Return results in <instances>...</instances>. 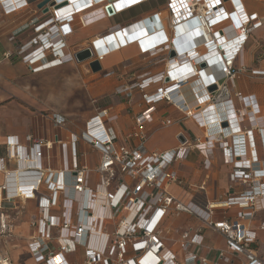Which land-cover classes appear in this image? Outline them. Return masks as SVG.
<instances>
[{"label": "built area", "instance_id": "2783aa9c", "mask_svg": "<svg viewBox=\"0 0 264 264\" xmlns=\"http://www.w3.org/2000/svg\"><path fill=\"white\" fill-rule=\"evenodd\" d=\"M40 1L13 0L4 8L8 12ZM149 1L51 0L53 6H47L48 11L43 13L50 17L33 27V37L18 53L23 55L27 51L23 62L31 74L76 63V52L64 42L71 34L72 20L82 21L81 14L96 7L101 9L104 18L112 19ZM71 5L75 10H68ZM260 27L262 21L256 14L247 13L241 0H165L163 10L126 25H116L95 37L89 48L99 64L109 54L137 44L141 56L162 57L164 67L116 91L130 99L132 90L138 89L148 105L134 118L135 128L128 135L136 140L133 148L117 143L111 125L118 115L111 104L96 108L79 134L65 127L66 117L51 113L40 117L42 128L51 129V138L29 135L27 147L20 145L15 137L7 138V158H17L20 163V169L11 172L9 177L16 173V177L30 185L1 186L0 210L4 200L11 202V209H16L17 198L37 199L38 220L33 223L37 233L29 244L35 261L69 264L65 256L82 248L83 264H179L176 254L164 245L161 226L167 215L187 213L199 216L207 227L220 233L225 249L218 250L211 259L203 254L200 229L183 231L178 241L182 264H231L234 257L239 256L244 258L243 264H264V255L256 254L257 234L246 224L256 213L264 211V163L262 169H254L258 160L250 148L253 130L264 135V117H259L254 96H242L232 90L236 76L246 71L240 57L250 36ZM135 28L141 29V33L120 36L121 32ZM10 40L15 43L13 38ZM170 52L174 53L173 57H169ZM204 72L208 74L202 78ZM113 74L109 71L105 76ZM250 75L264 78V69L250 70ZM177 80L178 83L198 81L201 84L206 92L205 102L212 104L203 113L224 107L227 117L233 116L232 123L238 131H241L239 120H248L250 129L233 135L232 147L230 137L224 133L213 140L206 136L201 140L195 136L188 139L180 132L178 137L184 141H179L177 147L146 152L144 127L152 122L155 103L166 102L189 118L187 103L182 102L177 93L187 98L184 91L189 86H183L182 91L175 83ZM152 83L163 87L155 93H146L144 88ZM211 86L215 87L212 92L208 91ZM176 99L181 102L174 105ZM192 101L193 97L188 103ZM257 118L263 127L255 126ZM216 146L224 152L225 162L231 166V187L241 189L238 196L216 206L239 207L242 212L237 222L213 223L210 216L214 207L208 205L205 211L200 210L191 198H186L182 181L174 169L175 164L186 159L191 148H197L208 168L207 157ZM92 153L97 154L96 165L92 164ZM3 165L0 159L1 169ZM10 228L7 217L0 213V238L8 235ZM259 229L264 230V222ZM52 241L55 247L49 245Z\"/></svg>", "mask_w": 264, "mask_h": 264}, {"label": "crops", "instance_id": "0c3cea01", "mask_svg": "<svg viewBox=\"0 0 264 264\" xmlns=\"http://www.w3.org/2000/svg\"><path fill=\"white\" fill-rule=\"evenodd\" d=\"M159 1L163 2L162 6L157 4ZM7 2L10 5L13 0H0V159H3L4 164L3 169L0 168V187L5 184H12L15 188L19 184L21 186L30 185L29 182L21 181L20 178L16 177V173L14 177H9L11 172L20 169V163L17 158H7L6 140L9 137H15L20 145L27 147L29 145L26 137L29 135H45L51 138V129L49 127H46L45 130L42 128V123L38 117L41 114L56 113L66 117L65 127L70 132L79 134L84 130L85 122L95 114L96 108L111 104L118 115L117 121L111 125L117 135V143L130 148L136 146V140L129 138L128 135L135 128L134 118L142 113L148 105L142 100L141 92L138 89L132 90L130 99L116 94V91L124 85L139 82L142 75H145L143 72L138 79L139 81H135L137 73H141L142 70L133 73L130 71L133 65L130 57L133 58V54L136 53L137 56L146 59L140 55L139 46L137 44L129 45L101 60L100 72H114L113 75L106 76L109 79L105 81L86 84V65H81L82 63H68L31 74L23 62V57L27 51L23 55H20L18 51L33 37V27L48 19L50 15L43 14V11L37 8L38 2H32L28 6L7 12L4 8ZM241 2L247 13L257 15L262 21V27L250 36L244 48L240 60L246 67V71L236 76L232 90L239 92L242 96H254L260 111L259 117H264V78L250 75V70L264 69V0H241ZM154 3L157 5L153 6ZM164 5L165 0H151L140 4L124 12L126 13L125 22H117L113 25L100 24L101 21L108 20L103 17L99 7L84 11L81 14L82 21L74 19L70 22L71 34L64 39V42L74 52L86 49V44L90 47L95 37L104 34L110 28L143 19L155 11L163 10ZM11 38L15 40V43H12ZM7 54H9L8 57ZM163 67L161 63L157 68L150 70L149 75L162 71ZM128 73H131L133 79L126 81L123 77ZM91 74L93 77L96 73L91 72ZM207 74V72L201 73V77L205 78ZM111 76L117 78L118 81ZM92 77L90 76L88 79ZM186 85L189 86V89L182 90L187 97L185 98L186 102L188 103L193 97V99H198L194 107L204 109L208 103L204 101V99L206 100V92L202 89L201 84L198 81H193L192 84L183 86ZM161 87L163 85L160 83H152L144 88V91L155 93ZM86 93L90 98V103L94 106L93 110L86 109V102L84 103ZM189 93L192 95L191 98ZM103 95H111L112 97L110 100L102 101L100 96ZM188 104L193 106L195 101ZM154 107L155 111L151 114L152 122L144 127L146 152H160L177 147L180 132L188 139H192L194 136L201 138V140L205 139V127L198 125L193 119L180 123L184 115L174 106L166 102H157ZM223 112V108H215L207 114L213 116L214 119L220 117ZM165 122H170V124L165 125ZM238 122L241 131H238L234 125L231 129L229 128L230 131H233L232 136L250 129L248 120H239ZM257 122L259 123L257 128L263 127L260 118H257ZM180 124L193 136L191 137L187 131L184 132ZM161 127L169 128L161 129ZM222 128L224 127L222 126ZM218 132L220 131H216V134ZM158 135L163 137H158ZM159 140L161 142L157 144ZM252 141L253 146L250 148L258 160L254 169H262L264 135L253 130ZM149 145L151 146L149 147ZM207 160L209 166L205 168L204 157L197 148H191L186 159L174 166L182 181L183 189L185 192L188 190L194 194L195 201L191 197L192 202L197 208L204 211L210 203L225 202L228 198L238 196L241 192L239 187H231L230 174L232 169L230 165L226 164L225 154L222 150L216 146ZM91 161L93 165L97 164L96 153L91 154ZM185 196L187 198L188 194ZM15 206L16 209H11V202L2 201L3 209L0 210V213L7 217L11 228L8 235L0 238V264H44L35 261L29 251V244L37 233L36 225H33L38 220L37 199L17 198L15 199ZM241 212L242 210L237 206L218 205L213 208L210 219L213 223L223 220L237 222ZM262 222H264V211L256 213L252 220L246 223L257 234L256 254L258 256L264 255V230L259 229ZM190 229L193 231L200 229L203 237L204 255L208 254L211 259H214L218 250L225 249L224 237L207 227L199 216L187 213L169 214L165 217L161 230L165 238V247L176 254L179 264H182L183 260V254L178 245L179 237L183 231ZM49 245L55 247L54 241L50 242ZM83 258L84 251L82 248H77L74 253L65 256V260L69 264H83ZM243 263L244 258L239 256L234 257L231 264Z\"/></svg>", "mask_w": 264, "mask_h": 264}, {"label": "rangeland", "instance_id": "374dc122", "mask_svg": "<svg viewBox=\"0 0 264 264\" xmlns=\"http://www.w3.org/2000/svg\"><path fill=\"white\" fill-rule=\"evenodd\" d=\"M158 5H161L162 6V4H163V2L162 1H159L158 3H157ZM157 4H153V6H156ZM146 5V4H145ZM163 9V8H162ZM126 15V13H123V14H121V15H119V16H116V17H114V18H112V19H107L108 21H105V20H103V21H101L100 22V24H104V25H113L114 23H117V22H119V23H122V22H125L124 21V16ZM86 48H89V46H87V44H86ZM80 51V50H79ZM133 58H131L130 57V60L133 62V65L131 66V73H133V72H135V71H139V70H142V72L141 73H137L136 75H137V79L135 78V81H137L139 78H140V76L143 74V72H145L144 74L146 75V74H150L149 72H151L150 70H152V69H154V68H157L158 66H160L161 65V63L162 64H164L163 63V59H162V57H159V56H155V57H150V58H146V59H143V58H141L140 56H137L136 55V53L135 54H133V56H132ZM92 61H95V59L94 58H90V59H88V60H86V64H81V65H86V84L87 83H91V82H95V81H105V80H107V79H109L108 77H106L105 76V73H103V72H99V73H96L93 77H92V74H91V71H90V68H89V63H91ZM131 73L129 74H126L123 78L127 81V80H131V79H133L132 78V75H131ZM92 77V78H90V79H88V77ZM129 76V77H128ZM143 76V75H142ZM111 78H113V79H116L117 81H118V79L117 78H115L114 76H111ZM46 81V80H45ZM139 81V80H138ZM136 83V82H135ZM134 90V89H133ZM134 92V91H133ZM100 97H102V101H106V100H110V98L112 97L111 95L109 96H107V95H103V96H100ZM86 102V109H90V110H93V104H91L90 103V98L88 97V95H87V93H86V100H84V103ZM99 103V102H98ZM100 104V103H99ZM41 116H45L44 114H41V115H39L38 117H39V120H40V117ZM185 120H190V118H186L185 119V117L184 118H182V122H180V123H183V121H185ZM158 123V122H157ZM46 124V123H45ZM180 126H181V128H182V130L184 131V132H186L187 131V129H185L183 126H182V124H180ZM160 127V126H159ZM155 128H158V127H155ZM164 128H169V127H164ZM164 128H162L161 127V129H164ZM188 132V134L192 137L193 136V134L190 132V131H187ZM158 137H163L162 135H158ZM160 142H161V140H159V142L157 143V144H160ZM151 145H149V147H150ZM189 192V193H188ZM191 193V194H190ZM186 194H188V196H187V198L189 199V198H191L192 197V199L195 201V196H194V194L191 192V191H186Z\"/></svg>", "mask_w": 264, "mask_h": 264}, {"label": "bare ground", "instance_id": "6f19581e", "mask_svg": "<svg viewBox=\"0 0 264 264\" xmlns=\"http://www.w3.org/2000/svg\"><path fill=\"white\" fill-rule=\"evenodd\" d=\"M67 3V1H65V4ZM72 8V5L71 6H69V8H68V10H70ZM138 33H141V29H133V30H126V31H124V32H121V34H120V36H122V35H126V37H130V36H136V35H138ZM97 44V43H96ZM95 44V46H96V49H99V43H98V45H96ZM103 59V58H102ZM101 59V60H102ZM97 60H99V59H97ZM178 81L179 80H177L175 83H177V84H179V86H178V88H180L181 90L183 89V85H185V84H189L190 82H181V83H178ZM201 81V83H203V84H205V82L201 79L200 80ZM175 92H177V91H175ZM204 92H205V90H204ZM177 93H179L178 94V97L180 96L181 97V99H182V102H184V101H186V99L185 98H183V95L180 93V92H177ZM194 93V92H193ZM196 97V96H195ZM198 100V99H197ZM197 100L194 98V101H195V104L193 105V106H190L187 102V104H186V107L188 108V110H189V118L190 119H193L198 125H201L202 127H205V129H206V137H207V139L208 140H213L215 137H217V135L219 134V133H224L226 136H229L230 137V145H231V147L233 146V143H232V132L233 131H230L229 130V128L231 129V127H233L234 126V124L232 123L233 122V119H232V117H230V115L227 117V115H228V113L226 112V109L224 108V107H222L223 109H224V112L221 114V116L220 117H216V118H214L213 119V116H211V115H208L207 113L205 114V113H203L204 111V109L205 108H207V107H209V106H211L212 104L211 103H209V102H206V103H208L207 104V106L204 108V109H201V107H197V108H195L194 106H196V102H197ZM203 101V100H202ZM204 101H205V99H204ZM181 101H180V99H176L175 101H174V105H177V104H179ZM200 102V101H199ZM221 108V109H222ZM213 109H215V108H213ZM225 119H224V118ZM217 123V124H216ZM223 123H226L227 125L226 126H223L222 124ZM254 124H255V126L256 127H258V125H259V123L257 122V119L254 121ZM224 127V128H222V126ZM214 128H215V130H214ZM220 131V132H218L217 134H216V131H218V130ZM215 132V133H214ZM226 156H227V151H226ZM210 205H211V207H217L216 206V203H210Z\"/></svg>", "mask_w": 264, "mask_h": 264}, {"label": "water", "instance_id": "95a60500", "mask_svg": "<svg viewBox=\"0 0 264 264\" xmlns=\"http://www.w3.org/2000/svg\"><path fill=\"white\" fill-rule=\"evenodd\" d=\"M47 6H53V3L51 2V0H42L38 3L37 5V8L38 9H43V13H46L48 11V7ZM174 56V53L173 52H170L169 53V57H173ZM74 58H75V62L77 64H81V63H85L86 60L90 59V58H93V53L91 51L90 48H86V49H82L80 51H77L74 55ZM204 66V65H202ZM89 68H90V71L92 73H98L101 71V66L99 64L98 61H92L91 63H89ZM215 90V87L214 86H211L208 88V91L212 92ZM223 126H225V124L223 123ZM178 141L180 142H183V138L181 136L178 137Z\"/></svg>", "mask_w": 264, "mask_h": 264}]
</instances>
